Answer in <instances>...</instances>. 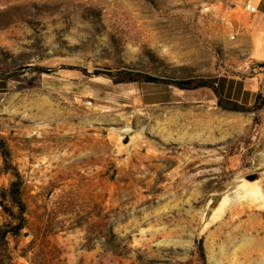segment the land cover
I'll return each mask as SVG.
<instances>
[{"label":"rangeland","instance_id":"obj_1","mask_svg":"<svg viewBox=\"0 0 264 264\" xmlns=\"http://www.w3.org/2000/svg\"><path fill=\"white\" fill-rule=\"evenodd\" d=\"M247 1L0 0V264H264Z\"/></svg>","mask_w":264,"mask_h":264},{"label":"crops","instance_id":"obj_2","mask_svg":"<svg viewBox=\"0 0 264 264\" xmlns=\"http://www.w3.org/2000/svg\"><path fill=\"white\" fill-rule=\"evenodd\" d=\"M258 11L254 15H250L240 6L242 13L238 22L234 23L238 35L234 37L238 46L244 49L243 54L248 55L256 62L264 63V0H248ZM246 50V51H245ZM253 81H245L238 87L234 84L227 100L236 102L242 106H249L254 102V95L260 89L264 88V80L255 77ZM223 91H227L226 87Z\"/></svg>","mask_w":264,"mask_h":264},{"label":"trees","instance_id":"obj_3","mask_svg":"<svg viewBox=\"0 0 264 264\" xmlns=\"http://www.w3.org/2000/svg\"><path fill=\"white\" fill-rule=\"evenodd\" d=\"M171 84H174L177 88L182 89V90H193L196 88H200V87H205L206 83L203 81H195V80H189V81H183V82H172L170 81ZM212 91L214 92V94L216 95V97L219 100V96H218V92L216 91V89L213 86H209ZM218 104L220 105L221 108L225 109V110H229V111H234V112H246V111H250L252 110V108H246L245 106L239 105L236 102L233 101H227V104H222L221 102Z\"/></svg>","mask_w":264,"mask_h":264},{"label":"bare ground","instance_id":"obj_4","mask_svg":"<svg viewBox=\"0 0 264 264\" xmlns=\"http://www.w3.org/2000/svg\"><path fill=\"white\" fill-rule=\"evenodd\" d=\"M129 129V128H128ZM128 129H127V131H128ZM123 131V130H122ZM126 131V130H125ZM247 183V182H246ZM245 182H243V183H241V185L240 186H237V187H235V189L234 190H237L239 187H241L240 189L241 190H244V192H245V194L246 195H251V197H252V195H253V197H254V195L256 194V191H257V189H258V187H257V185L256 184H253V183H247L246 184ZM245 195V196H246ZM226 196V195H225ZM226 201V199H225V197H223L221 200H220V202L218 203V206L214 209V212H213V214H215L217 211H223L224 210V202ZM226 204H227V202H225ZM229 203V202H228ZM228 206H229V204H228ZM227 206V207H228ZM230 207V206H229ZM221 211V212H222Z\"/></svg>","mask_w":264,"mask_h":264},{"label":"built area","instance_id":"obj_5","mask_svg":"<svg viewBox=\"0 0 264 264\" xmlns=\"http://www.w3.org/2000/svg\"><path fill=\"white\" fill-rule=\"evenodd\" d=\"M243 9L245 12H247L250 15H254L258 11L257 7L251 4L250 2H246L243 6Z\"/></svg>","mask_w":264,"mask_h":264},{"label":"water","instance_id":"obj_6","mask_svg":"<svg viewBox=\"0 0 264 264\" xmlns=\"http://www.w3.org/2000/svg\"><path fill=\"white\" fill-rule=\"evenodd\" d=\"M258 179H259V174H253V175H250V176H246L245 177V180L248 181V182L256 181Z\"/></svg>","mask_w":264,"mask_h":264}]
</instances>
